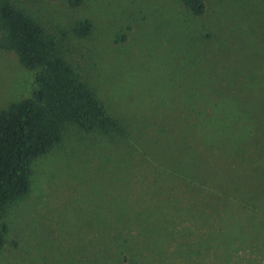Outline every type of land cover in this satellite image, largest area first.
Wrapping results in <instances>:
<instances>
[{"label":"rangeland","instance_id":"rangeland-1","mask_svg":"<svg viewBox=\"0 0 264 264\" xmlns=\"http://www.w3.org/2000/svg\"><path fill=\"white\" fill-rule=\"evenodd\" d=\"M204 1V15L191 19L175 0H84L76 8L10 0L63 41L65 60L134 141H155L156 129L184 124L187 111H197L191 123L200 126L205 108L222 117L225 110V121L248 133L245 142H264V0ZM84 19L92 31L78 38L70 28ZM33 75L0 50V110L29 96ZM144 99L143 108L136 102ZM115 158L122 156L108 142L67 129L58 147L31 163L27 195L3 210L0 264H256L254 250L229 248L230 229L218 218L229 210L213 193L168 186L173 209H187V226H176L162 204L144 200L157 194L138 184L137 157L122 172ZM124 221L132 234L116 240ZM245 227L239 219L238 230ZM258 238L254 249L264 254V228Z\"/></svg>","mask_w":264,"mask_h":264},{"label":"trees","instance_id":"trees-1","mask_svg":"<svg viewBox=\"0 0 264 264\" xmlns=\"http://www.w3.org/2000/svg\"><path fill=\"white\" fill-rule=\"evenodd\" d=\"M83 1L66 0V3L76 8ZM175 2L191 19L205 13L204 0ZM91 31L92 24L87 19L75 21L70 28L78 38L87 37ZM64 49L63 41L47 34L29 14L10 0H0V50L12 53L24 69L34 72V87L29 96L0 110V218L8 205L27 195L31 163L58 147L66 130L73 128L112 145L115 153L122 156L120 160L115 158V166L121 172L126 170L125 162L136 156L143 165L137 173L138 184L145 182L146 189L157 194L144 200L162 204L166 220H179L176 226H187L183 220L187 209H173L174 198L165 191L168 186L187 190L201 188L213 193V198L229 210H218V218L230 229L225 232L232 236L229 248L236 251L246 247L243 249L255 251L254 246L263 243L258 235L264 228V168L261 165L264 142L254 138L252 142H245L248 133L242 126L233 123L231 126L225 121V110L220 111L222 117L213 114L217 111L205 108L200 113V126L191 123L197 111H187L184 124L175 128L173 122L169 127L161 126L160 135L156 129L155 141H134L126 128L107 113L96 92L65 60ZM136 103H143L140 107L144 108L150 100ZM226 114L234 113L228 110ZM242 169L250 170L251 176L238 179ZM122 180L125 182L126 177ZM251 184L262 185L263 189L251 190L248 187ZM239 219L247 223V232L238 230ZM117 226L121 237L116 235V240L129 239L131 223L124 221ZM6 230L0 223V249ZM237 238L239 242L234 241ZM254 251L252 258L255 256L258 264L264 254Z\"/></svg>","mask_w":264,"mask_h":264}]
</instances>
